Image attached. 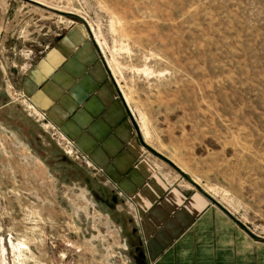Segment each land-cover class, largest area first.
Returning a JSON list of instances; mask_svg holds the SVG:
<instances>
[{
  "label": "rangeland",
  "instance_id": "obj_1",
  "mask_svg": "<svg viewBox=\"0 0 264 264\" xmlns=\"http://www.w3.org/2000/svg\"><path fill=\"white\" fill-rule=\"evenodd\" d=\"M74 27L162 171L264 242V0H0V264H147L112 189L23 107Z\"/></svg>",
  "mask_w": 264,
  "mask_h": 264
},
{
  "label": "crops",
  "instance_id": "obj_2",
  "mask_svg": "<svg viewBox=\"0 0 264 264\" xmlns=\"http://www.w3.org/2000/svg\"><path fill=\"white\" fill-rule=\"evenodd\" d=\"M28 66L18 86L24 109L112 189L133 220L147 264H264L261 238L164 173L138 141L84 29H69Z\"/></svg>",
  "mask_w": 264,
  "mask_h": 264
},
{
  "label": "flooded vegetation",
  "instance_id": "obj_3",
  "mask_svg": "<svg viewBox=\"0 0 264 264\" xmlns=\"http://www.w3.org/2000/svg\"><path fill=\"white\" fill-rule=\"evenodd\" d=\"M7 105L5 104V107H6Z\"/></svg>",
  "mask_w": 264,
  "mask_h": 264
}]
</instances>
